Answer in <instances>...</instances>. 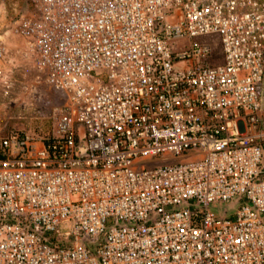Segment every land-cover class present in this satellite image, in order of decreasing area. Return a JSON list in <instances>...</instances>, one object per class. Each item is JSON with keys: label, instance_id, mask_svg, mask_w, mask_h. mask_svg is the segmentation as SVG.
Masks as SVG:
<instances>
[{"label": "built area", "instance_id": "built-area-1", "mask_svg": "<svg viewBox=\"0 0 264 264\" xmlns=\"http://www.w3.org/2000/svg\"><path fill=\"white\" fill-rule=\"evenodd\" d=\"M0 264H264V0H1Z\"/></svg>", "mask_w": 264, "mask_h": 264}, {"label": "rangeland", "instance_id": "rangeland-1", "mask_svg": "<svg viewBox=\"0 0 264 264\" xmlns=\"http://www.w3.org/2000/svg\"><path fill=\"white\" fill-rule=\"evenodd\" d=\"M5 4V9L8 15H15L17 13H22L28 7V0H2ZM1 2V0H0ZM218 36L217 35H209L203 37L201 39L202 43L212 44L217 43ZM177 50H183L188 47V41L178 40L177 43ZM217 49V46L215 44ZM22 77V76H21ZM28 77V76H27ZM25 78L23 77V80ZM38 101L35 103L34 107H23V113L28 117L32 116L33 119H26L25 128L37 131H45L50 128V118L48 116L55 110V107L62 103L63 98L60 93L54 91L52 88L39 85L38 86ZM23 98V95L20 96ZM34 101V100H33ZM37 117V118H36ZM45 117V118H44Z\"/></svg>", "mask_w": 264, "mask_h": 264}]
</instances>
